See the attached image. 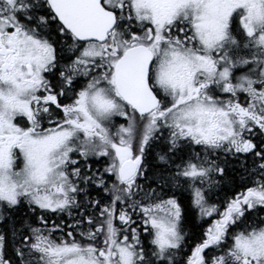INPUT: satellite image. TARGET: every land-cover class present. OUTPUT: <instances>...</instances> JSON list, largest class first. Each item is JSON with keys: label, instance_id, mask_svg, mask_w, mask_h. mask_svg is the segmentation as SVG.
Instances as JSON below:
<instances>
[{"label": "snow or ice", "instance_id": "1", "mask_svg": "<svg viewBox=\"0 0 264 264\" xmlns=\"http://www.w3.org/2000/svg\"><path fill=\"white\" fill-rule=\"evenodd\" d=\"M0 264H264V0H0Z\"/></svg>", "mask_w": 264, "mask_h": 264}]
</instances>
